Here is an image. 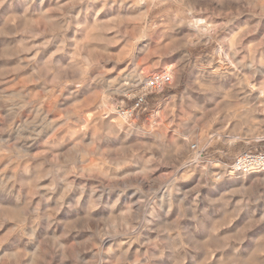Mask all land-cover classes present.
Instances as JSON below:
<instances>
[{
  "label": "clouds",
  "instance_id": "clouds-1",
  "mask_svg": "<svg viewBox=\"0 0 264 264\" xmlns=\"http://www.w3.org/2000/svg\"><path fill=\"white\" fill-rule=\"evenodd\" d=\"M0 264H264V0H0Z\"/></svg>",
  "mask_w": 264,
  "mask_h": 264
},
{
  "label": "rangeland",
  "instance_id": "rangeland-1",
  "mask_svg": "<svg viewBox=\"0 0 264 264\" xmlns=\"http://www.w3.org/2000/svg\"><path fill=\"white\" fill-rule=\"evenodd\" d=\"M136 22H137L136 20L130 21L131 24H135ZM126 31H129V30H126ZM120 47H121L120 45H116L114 50L118 51L120 49Z\"/></svg>",
  "mask_w": 264,
  "mask_h": 264
}]
</instances>
